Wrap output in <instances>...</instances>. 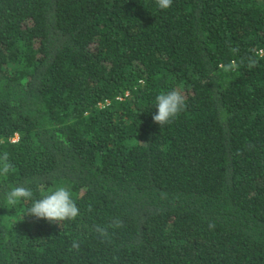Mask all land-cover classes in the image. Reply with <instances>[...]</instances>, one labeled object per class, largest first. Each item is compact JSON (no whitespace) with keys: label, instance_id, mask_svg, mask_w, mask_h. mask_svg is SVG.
Wrapping results in <instances>:
<instances>
[{"label":"trees","instance_id":"1","mask_svg":"<svg viewBox=\"0 0 264 264\" xmlns=\"http://www.w3.org/2000/svg\"><path fill=\"white\" fill-rule=\"evenodd\" d=\"M5 152L0 264H264V0H0ZM25 182L68 186L80 217L6 208Z\"/></svg>","mask_w":264,"mask_h":264},{"label":"clouds","instance_id":"2","mask_svg":"<svg viewBox=\"0 0 264 264\" xmlns=\"http://www.w3.org/2000/svg\"><path fill=\"white\" fill-rule=\"evenodd\" d=\"M173 0H156L157 6L166 10L171 7ZM155 107L156 114L152 119L162 129L164 126L172 123L179 114L187 107L184 95L173 89L168 92H161L156 96ZM15 172V166L10 161L8 153L0 154V179H7L9 174ZM4 202L6 208H16L21 203H28L27 215L35 219H44L50 224L64 225L66 222H75L81 215V209L78 206L72 190L65 185L55 186L40 197H34L33 189L28 186V182L20 184H10L7 191L4 192ZM89 206V211H91ZM123 222L114 218L107 226L99 224L94 226V231L99 238L103 239L109 235V228H122ZM81 242L78 239L71 241L69 251H79Z\"/></svg>","mask_w":264,"mask_h":264},{"label":"built area","instance_id":"3","mask_svg":"<svg viewBox=\"0 0 264 264\" xmlns=\"http://www.w3.org/2000/svg\"><path fill=\"white\" fill-rule=\"evenodd\" d=\"M15 138V137H14Z\"/></svg>","mask_w":264,"mask_h":264}]
</instances>
